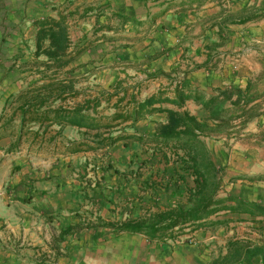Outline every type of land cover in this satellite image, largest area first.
<instances>
[{
	"label": "crops",
	"instance_id": "0c3cea01",
	"mask_svg": "<svg viewBox=\"0 0 264 264\" xmlns=\"http://www.w3.org/2000/svg\"><path fill=\"white\" fill-rule=\"evenodd\" d=\"M262 12L264 0H29L24 24L27 33L31 31L29 38H34L36 29L30 26L34 19L64 16L69 38L79 49L72 62L73 76L80 72L94 78L96 72L113 74L122 64L135 66L121 68L115 80L95 83L99 84L97 89L91 84L79 88L73 80L71 105L57 100L52 108L79 106L104 94L108 98L100 101V107L87 111L94 119L110 117L116 112L113 107L117 103L118 111L128 113L153 99L154 109L193 117L199 126L193 132L200 133L206 142L214 135L203 133H223L211 128L218 121L209 120V112L191 99L179 103L180 93H200L207 99L218 90L238 92L240 98L234 94L225 105L232 117L230 125L248 121L258 127L264 125V16L257 17ZM118 15L130 20L122 22ZM25 85H12L17 89L13 95L24 90ZM255 109L257 115L250 118ZM166 123L165 112H152L134 124L121 123L113 130L151 138ZM202 125L208 128L202 129ZM26 126L21 133H30L27 137L31 141L11 152L15 157L10 161L9 177L0 185V264H39L40 260H44L42 264H73L77 246L106 245L115 238L109 229L96 227L75 232L57 243L60 231L76 225L78 215L92 214L103 222H117L128 218L132 206L144 209L152 203L155 207L151 211H156L161 204H177L173 200L170 204V197L163 199L143 191L158 175L162 176L164 168L171 169L169 152H165V164L154 144L124 140L106 154L101 150L69 154L66 142L78 140L77 133H90L89 130L51 122ZM248 130L256 132L255 127L244 132ZM37 132L47 133L42 142L32 141L31 133ZM16 133H20V127ZM56 133H62L61 137L49 142L48 138ZM11 141L8 140L10 144ZM100 162L111 167L101 174L102 179L100 173L90 171ZM95 182L98 184L93 187ZM219 214L215 220L226 223L221 225V242L214 254L205 246L188 245V238L202 235H206L207 242L217 240L213 227L185 234L184 239L167 244L149 243L140 237L152 245L157 264H208L218 253H225L230 240L264 242V226L254 241L233 236L239 225L248 226V238L254 236L258 219L244 214ZM55 248L62 253L58 257ZM252 264L263 262L256 257Z\"/></svg>",
	"mask_w": 264,
	"mask_h": 264
},
{
	"label": "trees",
	"instance_id": "16d2710c",
	"mask_svg": "<svg viewBox=\"0 0 264 264\" xmlns=\"http://www.w3.org/2000/svg\"><path fill=\"white\" fill-rule=\"evenodd\" d=\"M264 14L257 16L262 17ZM120 21L127 22L130 18L117 16ZM36 30L34 34V52L33 56L37 65L43 66L41 72V83L37 87H26L15 95H11L14 104V116L19 118L18 127L20 133L16 134L15 140L11 141L7 151L13 152L17 149L24 133L22 130L31 123L51 122L57 126L64 127L66 125L76 126L78 129L85 128L90 133H77L78 140L66 142V151L69 154L87 151H104L106 154L118 142L124 140H133L139 143H151L159 147V152L168 163L167 153L171 156V169L161 173V177H177L182 183L184 182V172L190 171L194 188L187 190V201L185 203H177L174 207L164 206L158 207L156 211L146 212V215L138 218H126L124 221L103 222L98 216L92 214L82 217L78 215V223L74 226L63 228L57 238V243L63 241L67 236L75 232L89 230L96 227L109 229L112 236L117 237L123 234L139 235L144 237L147 242L167 244V242H175L186 232H194L205 227H216L223 225L226 221L211 220L212 217L221 212L229 214H244L254 219L259 225L258 231L264 226V205L256 201H245L236 197L217 198L219 188V173L222 172L221 167H216L210 159L208 150L200 133H194L193 130L199 129L195 119L187 113L180 114L166 109H154L152 106L155 100L149 99L142 105H137L136 109L131 112L118 111V103L113 108L116 112L110 117H91L87 115L88 110H96L100 107V101L105 97L103 94L97 95L95 99L85 101L82 105L65 108L52 106L60 100L65 101L67 97L74 95L72 90V80L56 81L48 72L66 68L74 60L76 52H68L69 35L63 15L57 18L46 16L44 18H36L31 24ZM79 52V51H78ZM78 54V53H77ZM236 94L237 99L240 98L238 92L230 90H218L216 94L205 99L202 94L184 95L180 93L178 102L183 103L186 100H193L199 103L206 111L209 112V120L218 121L214 128L216 131H222L227 126L232 117L228 116L225 110L227 102L231 101L232 95ZM108 98V97H105ZM176 103V102H175ZM120 104V102H119ZM177 104V103H176ZM178 105V104H177ZM13 106V105H12ZM152 112H165L167 114V123L158 128V132L154 133L151 138L137 135H129L124 133H114L116 127L121 123L131 122L134 124L141 120L145 114ZM228 116V117H227ZM3 117L0 116V122ZM10 121H5L0 125V133L6 132ZM203 128H208L202 125ZM209 128V130L211 129ZM212 129V131H215ZM94 132V133H91ZM30 134V133H25ZM32 141L40 139L42 142L47 133H31ZM213 136L215 133H203ZM62 133H56L55 136L48 138L49 142H53L57 137H61ZM0 139L5 135H0ZM205 138V137H203ZM207 138V137H206ZM99 164L100 175L109 172L111 167L109 164ZM95 166H93V169ZM92 169V170H93ZM118 171L114 170L117 174ZM169 174V175H168ZM101 175L99 178L102 179ZM160 177V178H161ZM98 183L95 182V186ZM89 186V184H87ZM154 193L156 183L152 182L148 185ZM179 186L175 188V191ZM55 256L60 253L59 248H55ZM259 257L264 264V242L252 244L246 240L233 239L227 242L225 253H218L208 264H252V260ZM44 260H40L42 264Z\"/></svg>",
	"mask_w": 264,
	"mask_h": 264
},
{
	"label": "rangeland",
	"instance_id": "374dc122",
	"mask_svg": "<svg viewBox=\"0 0 264 264\" xmlns=\"http://www.w3.org/2000/svg\"><path fill=\"white\" fill-rule=\"evenodd\" d=\"M28 2L29 0H0V116L3 117L0 125L5 121H10L6 132L0 133V135H5L0 139V147H2L0 148V185L8 179L10 161L15 157L7 151V147L10 145L8 140H15L16 129L18 128V119L14 116V104L12 102L13 98H11V95L17 89L12 85L17 87L20 83H26V87H37L42 82L41 72L45 71L43 66L35 63L33 56L35 50L34 38H29L31 31L27 33V26L24 24L26 22L24 19L26 17L25 8ZM50 3H53V1ZM262 14L264 12L257 14V16ZM73 42L74 40L69 38L68 52H76L77 54L79 49L73 46ZM72 66L71 62L66 68L56 70L54 67L53 71L48 72V75L50 74L52 79L56 81L74 80L79 88L91 84L97 89L99 84L95 83H106L112 79L115 80L118 77L116 72H121V68L125 70L135 67L134 65L122 64L117 66L118 70L113 71V74H98L96 72L95 77L90 78L91 76H82L80 72L73 76ZM96 89L93 91L98 93ZM72 98H74L73 95L67 97L66 103L70 102L69 105H71ZM256 115L257 109L253 110L249 117L253 118ZM257 125L252 121L236 122L231 125L229 123L223 128V133H215L213 137H208V141L205 142L210 159L216 167L222 168V172L218 175L219 188L216 195L218 199L226 197L253 199L264 205V128H262L264 125L259 124V127ZM253 127L256 128V132H250L249 130V132H244ZM30 141L31 137H27V134L24 133L18 148L28 145ZM169 156H171L170 153ZM182 175L185 176L183 183L177 177H165L167 175H164V177L159 178L158 175L156 180L153 181L156 183L154 193L149 186L143 191L147 190L149 194L163 199L170 197L171 199L168 200L170 204L172 200L173 203H185L187 201V190L193 189L194 183L190 171L184 172ZM95 179L97 178L95 177ZM178 185L179 189L175 191ZM148 204H150L149 208H146L148 205H145L144 209L132 206L128 217L138 218L146 215L144 211L151 212L152 207L155 206L152 203ZM161 207L164 206L161 204ZM121 213L123 214V212ZM226 214L221 212L219 217ZM217 216L212 219L215 220ZM237 227L238 230L234 232V237H244L254 241L256 235H259V224H256L255 235L249 238L246 235L248 226L239 225ZM222 228L221 225L212 228V233L217 237V240L207 242L205 240L206 235H202L197 238H188V245L205 246L210 254H214L219 247L218 243L221 242L219 239L222 236ZM189 233L192 232H186V234ZM183 237L184 235L181 236V238ZM181 238L177 241H180ZM108 241L110 242L106 245L88 243L85 246H77L73 256V264H157L154 259L155 256L152 255V245L146 243L144 238L140 236L122 235Z\"/></svg>",
	"mask_w": 264,
	"mask_h": 264
},
{
	"label": "built area",
	"instance_id": "2783aa9c",
	"mask_svg": "<svg viewBox=\"0 0 264 264\" xmlns=\"http://www.w3.org/2000/svg\"><path fill=\"white\" fill-rule=\"evenodd\" d=\"M175 85H176V83H175ZM92 169H93V167L90 168V171H92ZM93 171L95 172V174H96V172H97V173H100V172H99V168H98V166H96V167L93 169ZM94 185H95V183H93L92 186L94 187Z\"/></svg>",
	"mask_w": 264,
	"mask_h": 264
}]
</instances>
